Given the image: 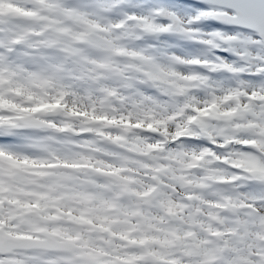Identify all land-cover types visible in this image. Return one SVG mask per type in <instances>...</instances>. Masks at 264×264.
<instances>
[{"label": "snow or ice", "instance_id": "snow-or-ice-1", "mask_svg": "<svg viewBox=\"0 0 264 264\" xmlns=\"http://www.w3.org/2000/svg\"><path fill=\"white\" fill-rule=\"evenodd\" d=\"M44 2L45 0H40V3ZM45 7L49 11L55 12L58 19L66 18L68 21L86 25L84 31L97 27L79 8L61 4L59 0H48ZM215 12L225 15L221 17L209 15ZM138 15L143 19L151 18L154 22L146 25L147 31L141 35V39L146 36L154 37L157 40L165 37L177 38L198 46L197 51L190 52L185 56L171 54V62H178L190 69L189 72L181 75V79L204 84L210 79L205 73L224 71L236 77L240 85L236 89H221L222 94L219 97L212 94L203 108L192 100H185L182 105L177 103L173 107V112L184 113L182 123L185 130L177 132L179 139L205 141L211 145V147L199 149H186L181 144L176 149L178 158L188 168H191L198 159H203V164L196 173L198 182L194 188H188L185 191L192 195L203 196L204 192L213 186V180L229 176L234 185L253 183L264 188V157L256 152L257 148L264 151V79L259 81L239 79L242 75L264 77V0H166V3L149 7L147 14L126 13L124 19L118 22L117 27L119 28L121 24L127 22H136ZM216 19L221 20L226 27L222 29L221 24L212 23ZM36 35L39 37L36 41L37 44L43 46L63 45L62 50L68 51L72 56H77L79 47L73 45L75 41L83 38L84 32L72 31L71 25L61 20L59 24L53 26L50 33H37ZM22 42H25L24 37L14 40L13 45H20ZM253 48L257 50L255 54L252 52ZM112 50L117 54H121L123 51L116 46H112ZM125 54L143 61L141 67L145 69L147 79L157 85H161L158 81L164 77L175 75L171 72H162L160 66L156 64L155 58L146 52L131 51ZM253 55H255V64L250 67L254 66L256 71L246 70L244 66H238L233 61V57H239L241 65L248 64ZM99 67L105 68L107 65L101 64ZM21 68L22 66L7 65L0 57V80L4 78V73L11 77ZM57 71L58 69L45 68L30 72L25 76L26 80L39 84L45 91L51 89L55 93L51 99L40 96V102L47 100L55 106L67 100L70 93L58 77ZM103 91L107 96L117 95L114 89L105 88ZM161 94L186 96L187 92L184 87H178L174 91L162 87ZM3 99V96H0V204L7 199L9 203L19 205L21 209L31 210L33 203L39 209L41 205L38 201L26 202L19 195L21 187L19 181L22 179L21 163L28 164L33 161L26 154L17 151L20 147L17 141L27 139L33 143H46L55 139L57 135H70V117L75 113L69 109L66 119L58 122L54 117L41 118L39 115L41 109L33 107L32 112L35 115L5 119L11 114L3 111ZM28 99L31 101L32 96L29 95ZM158 103L156 102V104ZM141 115L145 119L149 117V113L136 109L130 113L128 119L139 120ZM156 115V112L151 113L153 118ZM160 115H167V113H160ZM209 116L214 117L216 122L212 123L207 118ZM114 122L109 121V123ZM136 127L138 129L140 125L137 124ZM149 128L151 129V124H149ZM36 129L50 131L53 135L40 140L26 135ZM127 131L128 129L125 127L124 132ZM185 132L189 135L186 136ZM233 145H244L249 150L234 149ZM217 148L220 151H217ZM220 157H231L236 161L232 172L226 173L223 168L217 167L219 160L214 158ZM225 163L227 164L228 161L226 160ZM49 166L53 167L54 165ZM127 187V185L116 184L113 188L112 198L106 201L107 206L116 209L117 215L121 210L120 202L116 197L120 195L121 189L126 191ZM203 198L209 200L207 211L209 212L210 234L214 231L213 222H217L218 217L226 212H234L237 216L242 214L236 209L232 195L223 189L213 192L210 198L206 196ZM262 199L264 198L249 197L247 199L246 203L251 207L243 211V215L247 219L239 222L233 228L236 235L249 233L251 231L250 222L253 224L258 222L264 226V216H257L252 212V209L259 211L257 206ZM195 207L197 211L203 209L202 204L195 205ZM167 211L172 212L171 203L168 204ZM132 214L137 215L135 211ZM46 219H55V217H46ZM189 219H199L192 215V208H189ZM214 235L217 239L211 243L215 245L219 243L220 234L216 232ZM75 239L80 241L81 246L88 243L82 233L76 234ZM144 251L146 250H141L142 253ZM217 257L223 258L218 247L205 249L202 264H216ZM0 264H103V262L99 259L98 254L81 252L80 248L73 243V235L61 233L55 225L35 224L31 229H18L13 233L5 226L4 217L0 216ZM125 264H133V260L126 259ZM136 264H159V262L155 259L145 258L136 261ZM239 264H248V261L243 259Z\"/></svg>", "mask_w": 264, "mask_h": 264}, {"label": "rangeland", "instance_id": "rangeland-1", "mask_svg": "<svg viewBox=\"0 0 264 264\" xmlns=\"http://www.w3.org/2000/svg\"><path fill=\"white\" fill-rule=\"evenodd\" d=\"M47 2L48 0H45L44 3L46 4ZM59 2L62 4H66L64 0H59ZM41 4L42 3H40V0H0V9H7V11L9 9V11H11L14 17L12 23L15 25L11 26L12 30L10 27L11 31L8 32L6 30L5 20L1 18L0 15V57H2L4 59V62L9 66H22L21 70L13 74L11 77H9L7 73H4V78L0 80V96H3L4 98L2 101L4 105L3 111L11 114L10 117H5V119H18L22 116L35 115L32 112V108L36 107L41 109L39 113L41 118H43L42 113L45 110H48L52 112H58V115L55 117V119L63 121L67 117V111L69 109H72L75 113L74 116H76V119L78 118L79 121L75 123L70 122L69 130L72 131L75 128H84L82 131L78 132H87L83 135H86L87 137L85 138L88 139V141L80 140L79 143L76 142L77 145L74 147V152L80 153L79 151H82L80 155H83L81 156L83 159L87 156L90 157L89 154H91V152L89 150L99 149V154L97 152L95 153L99 157V159L109 161L112 165H114L113 161H116L115 167H111V169L114 170V173L118 171V168H122L124 166L129 167L130 163L132 161H135L133 164V174H135L136 171H142L145 172V174L152 176L158 171L160 172L159 177L170 176L171 173L172 179L177 178V176L180 174L179 176H182L184 179L183 186L178 181L177 188L173 185H166L164 187V193L167 199L169 198V201H174L175 205H181V202H179L175 198V192L180 191L179 189H183L185 187L187 176L186 174L189 171L195 170L196 166H193L195 162L192 164V169L190 170H170L169 163L162 162L160 160L162 156L158 157L159 155L157 153L160 152V149H148L146 139L134 133L142 131L145 124L148 125V131L163 130L169 123H175L179 128H184V124L182 123L184 113L181 111L173 112V107L177 104V101H179L182 96H171V98H169V95L160 93L162 100L158 101L159 103L156 104L154 109L142 110L144 113H149V117L147 119H145V117L141 115V118L139 120H129L128 117L130 113L140 108L134 105L131 99L126 94H124L126 89L129 88L127 86L129 84L124 80H121V84L116 85L114 81L120 80L121 77H126L127 81H136L138 83L141 82L138 78L140 76L146 77L145 69L141 67V64L144 62H129L127 58L130 56L125 53L131 51L146 52L151 57H154L156 59V64L160 66L162 72L175 73V75H168L161 81H158V83H160L163 88H175L177 87V84H180L186 89V92L204 91L206 93L205 99L199 102V105L201 106V108H203L206 101L210 98L211 91L215 96L219 97L222 94L221 89L237 88L236 84L232 82L230 74L224 71V73H221V75L224 76L225 81L223 83L222 80V86H220L219 88H217L216 86L210 88L211 80L214 77V74L211 72L205 73V75L209 76L210 79L204 84H199L194 81H185L180 78L184 73L176 72L175 66L186 68L188 67L186 65H181L178 62H171L170 56L172 53H175L177 56L188 55L190 52L197 51L198 46L188 42H184L182 47L183 52L171 50L166 52L161 59H157V57L155 56V50L157 47L148 44L152 41L151 37H145L144 42L141 41V44L137 42L131 43L130 40L123 39L122 34L114 37L113 29L120 31V29L117 27L118 23H114V21L112 20L111 23H107V25L105 26V21L99 19V17L102 15V12L97 7L93 8V11L96 15L95 19L93 21L89 20L90 22L95 23L97 27L93 29L94 32L90 36H88L87 31H84L86 29V25H82L81 23L72 25L66 18L58 19L54 12L47 11L46 9L44 10ZM100 6V8L106 7L110 10L117 9L120 12V15L118 16L125 17L126 13L121 0H103ZM136 13L141 14L143 13V11ZM61 20H63L64 23L70 24L72 31L77 33L84 32L83 38L81 40L75 41L73 45L79 47V54L77 56H72L68 51L62 50L63 48H60L59 45L43 46L36 43L37 39L39 38L36 35L37 33H50L53 26L59 24ZM136 20L140 22L146 21L147 23L149 20L151 22L153 21L151 18L143 19L140 15L137 16ZM20 37H24L25 42H22L20 45H13V41L19 39ZM60 46L63 47V45ZM112 46H116L119 49L123 50L122 53H115L112 50ZM53 52H56L59 55H51ZM149 63H151V61H149ZM101 64H106L107 67H99V65ZM45 68L50 70L58 69L57 75L62 80L67 91L70 93L65 102L56 104L55 106H53V104L49 103L47 100L44 102H40V96H46L51 99L55 95V93L51 89L45 91L39 84L32 83L25 79V76H27L28 73L37 70H43ZM136 71L139 72L136 74ZM73 82L79 85V87H74ZM105 88L114 89L117 92V95L107 96L103 91V89ZM29 95L32 96L31 101L28 99ZM164 100H168V103H164ZM134 106H136V109H134ZM152 112L157 113L154 118L151 116ZM164 112H166L167 115H160V113ZM80 119L90 120L92 122H95L96 125L91 130L85 129L88 127H84ZM109 121L115 122L109 123ZM137 124L140 125L138 129L136 127ZM149 124H151V129L149 128ZM125 127H127L128 129L127 132H124ZM180 131L182 130H178L177 132ZM72 134L76 135L77 133L72 132ZM91 134L97 135L96 137H93L91 136ZM163 134L167 135L166 132H164ZM26 135L31 136L36 140H40L43 137L52 135V132L42 129H36L32 132L27 133ZM123 136L126 137V140L122 139ZM82 138L83 137H80V139ZM111 139H113L112 142L106 141H111ZM169 139L171 140L172 138ZM130 142H133L132 146L130 145ZM17 143L20 145L17 151L26 154L34 163L31 166L25 168L24 172L21 171L22 184L20 186L22 187L21 189L25 194L24 196H22L19 193L20 198H22L23 200L26 199V202L37 201L38 198L42 197L41 195H39L40 190H42L46 194L51 193L50 196L55 199L57 198L56 200H58L59 197H56L57 193L59 192V190H57L58 183L54 185L55 183L53 182L57 180L58 176L55 177V175H51L55 174L57 171L62 172L65 169H72V171L74 172L75 170L73 169V164L59 163L56 168H53L55 167V165L51 167V170L49 172L39 173L41 175V179L39 182L40 187L38 186L36 189L32 188L35 184L32 182L31 177H29L28 172H37L35 164L39 161L46 162V150L55 151V149L58 147H60V150H68V148L62 147L61 144L54 139L51 141H47L46 143H33L30 140L21 139L17 141ZM113 144L118 145L119 147H121V149L137 152L138 154H133L132 157L126 158L124 156L125 153L123 154L122 151L115 150L116 148L113 146ZM82 147L84 149H82ZM84 150H86L84 152L86 153L85 155L83 154ZM63 152L65 153V155H69L68 152ZM149 152L150 154H153V156L146 158ZM117 153H119L118 155L120 156L117 158L123 163V165L121 162L117 163ZM139 153L142 156H140ZM164 154H167V152L165 151ZM56 156L58 160H61L59 154L56 153ZM179 160L180 159L177 157L176 163H174L176 168L177 165H184L183 162L180 164L177 163ZM65 165H67V167H65ZM91 176H93L92 173ZM127 176L128 175H126V177L123 176L122 184L127 185L128 182H130L128 186L133 187L134 182L133 180H131L132 178H127ZM134 181L135 183L140 184L138 180ZM51 183L52 186H55L54 188L50 186ZM59 183L63 184L62 180ZM158 187L156 188V190L158 189ZM139 189L140 188H138L135 193V195L137 194V196H139ZM155 191L148 197V210H150L151 216L153 215L155 218H158L159 221L161 220V222L156 223V226L160 227V234L163 233L165 235L167 245H169V239L171 235L177 233L173 229V225L176 221L179 220V216L176 214V212H173V208L172 212H168V205L164 207L156 206V208L154 209L150 208L151 204L153 203V199L155 198ZM100 193H103V189L100 190ZM83 197V195L82 197H78V200L81 204L86 196L84 198ZM182 204L184 206L185 202H183ZM103 206H106L105 210H111V212H108L105 215L103 213ZM82 207L83 206H81V208ZM101 207L102 210L99 212V220L104 219V224L108 225L115 222L113 229L118 227L122 228L125 224L126 229L130 230L131 232H137V225L128 217L127 212L122 215V218L126 223H122L123 220L121 222H118L116 220V217L114 216L116 213H114L115 208L109 207L107 206V204L102 205ZM70 208L71 207L61 206V203L56 204L53 200L50 209H48L49 214L47 217H55V219L41 220L39 216L40 222L36 221L34 223L32 221V209H21L19 205H17L16 207L13 206L12 209L7 208V217L9 213H15V217L12 221L16 224V227L10 231L15 233L18 229L28 230L31 229L35 224H41L48 226L55 225L57 229L63 227L70 233L78 231V233H82L83 235V232H85V230H88V225L85 221H83V225H80V222L78 223L79 217H76V213L71 212ZM190 208H192V204ZM129 210L135 212L138 211L136 210V207L134 205L128 207V211ZM144 210L145 209L141 207L140 212L144 214ZM57 212L58 214H56ZM161 212L163 213L164 217H160ZM184 213H189V210L187 212L184 211ZM82 214L88 216L87 211L82 212ZM173 214L174 217L171 218V223L169 224L167 220H169L170 216H172ZM90 220H92V217ZM28 222H30V224H28ZM92 222L94 224L101 223V221L97 220H92ZM180 223L184 231H192L194 229L192 228L191 219L187 220L186 218H183ZM95 226L96 225H94L93 227ZM142 227L143 229L147 228V225H145L144 223ZM151 230L152 228H147V231ZM213 233L215 232L213 231ZM130 239L131 240H124L123 238L119 237V240H117L120 244L118 250H120L121 252H128L130 247L129 243H132L130 241L134 240L132 237H130ZM145 239V235H139L132 244L134 246H137L136 242L144 243L146 241ZM162 239L163 238L161 234L159 241H162ZM218 239L220 243L222 239ZM103 240L104 245L108 247L106 252L102 251L101 248L97 249L95 247V249L90 248L87 245L81 246L80 241L75 239V236H73V243H75L80 248L81 252L87 254H98L99 259L103 262V264H116L110 259V254H112V247L114 245L113 236H111V241L107 240V235H105V238ZM206 243L208 244L209 242H205L204 246L206 248L211 246L210 244L206 246ZM219 248L222 251L223 256L224 252H226L225 244L220 243ZM136 253L138 254L139 252L136 251ZM144 253H141L140 255L138 254V256L140 257L139 259L144 256ZM119 255V252L114 254V256ZM129 258V256L121 255L120 264H125V260ZM162 258V261H165L164 256ZM218 260L219 257L216 258V261Z\"/></svg>", "mask_w": 264, "mask_h": 264}, {"label": "flooded vegetation", "instance_id": "flooded-vegetation-1", "mask_svg": "<svg viewBox=\"0 0 264 264\" xmlns=\"http://www.w3.org/2000/svg\"><path fill=\"white\" fill-rule=\"evenodd\" d=\"M46 151H47V153L45 155H50V157L45 158V161H46L45 163H47L49 165H57V166L59 165V163L73 164L74 165L73 169L75 171L73 172L72 169H65L62 172L61 171L58 172L56 170L57 172L55 174H52L51 176H54V175H55V177L58 176L57 177L58 181L56 180L53 182L55 183L54 185H56L58 183L57 190H59V192L57 193L56 197H59V198H58V200H56L57 198L55 199L52 196H50V194H47L48 195L47 200H44L43 197L37 199V201L39 202L40 205L48 204L51 206V203L54 200V202L56 204L61 203V206L64 205L65 207H69V206L72 207V208H70V211L76 213V217L77 216L79 217L78 223L80 222V225H83V221H85L86 224L88 225V227H87L88 230H85V232H83V237H84V239H86L88 241V243H86L84 245H87L90 248H95V247L97 249L101 248L102 251L106 252L108 247L104 245L103 239L105 238V235H107V240L111 241V236H113V238H114L113 244L114 245L112 247V252H111L112 254H110L111 255L110 259L112 261H114V263H116V264L121 263L120 262L121 255L129 256L133 260V264H136V261H139V260H142L145 258L158 259L156 261H158L159 264H164L165 261H162V259H163L162 257L164 256V259L165 260L167 259L168 250H170L172 248L171 239L169 240V245H167L165 235L163 233H161L163 239H162V241H159L160 237H161V234H160L161 230H160L159 226H156V223H158L160 221L158 218H155L153 215L151 216V214L148 210L149 208H148V197H147L148 196V191H147L148 189L147 188H148L149 182L147 180L148 179L147 174H145V172H142V171H140V172L136 171V173L134 172L135 174H133V168L134 167H131V163L134 164L135 161H132L130 163L129 167L127 166L128 168L126 166H124L122 168H118V171L116 173H114V170H112L111 167L112 166L115 167L116 161H113L114 165H112L109 161H106L104 159H99V157L95 154L96 152L99 154V151H97V150H89L91 152V154H89L90 157L87 156L83 159L81 157L83 155H80V153L82 151H79L80 153H76L73 150H55L56 153L59 154V157L61 158V160L57 159L55 151H48V150H46ZM63 151L68 152L69 155L68 156L65 155V153ZM85 151L86 150L83 151L84 155L86 154V153H84ZM118 151H122L123 154L125 153L124 156L126 158L132 157L133 154H138L137 152H132L130 150H124V149H119ZM62 153H63V156H62ZM140 156H142V155L140 154ZM117 157H120V156L118 154L116 156L117 163L121 162L118 160ZM95 158H97L98 162H100V161L103 162L105 164V166L107 167V169L103 170V171H99L98 169H96L95 166L93 165V161ZM38 163H43V162L39 161L35 165L37 166ZM30 164H34V163H30ZM49 165H48L49 168L46 171H44V173L49 172L51 170V167ZM122 165H123V163H122ZM53 168H56V167H53ZM40 173H43V172H40ZM91 173L93 174V176H91ZM125 174L128 175L127 178L128 177L130 179L132 178L131 180H133L134 186L133 187L128 186L130 183V182H128L127 190L124 191L121 189L120 195L118 197H116L120 202L119 207H120L121 211H120V214L117 215L115 213L116 209H114V213H115L114 216L116 217V220L118 222H121L123 220L122 215L127 212L128 217L131 220H133V222H135V224L137 225V229H138L137 232H134V231L131 232L130 230L126 229L125 224H124V227H122V228L118 227V228L113 229L115 222L106 225V224H104V221H105L104 219L99 220V217H100L99 212L102 210L101 206L105 205L106 201L112 198L113 188H115L116 184L123 185L122 180H123V176L126 177ZM32 175H35L37 178V181L40 182L41 175L39 173H32L31 176ZM60 179L62 180L63 184L59 183V182H61ZM155 179H157V177L154 178L153 181L150 182V184L154 185V186L156 185L158 187V183L156 182ZM134 180H138L140 182V184L135 183ZM19 182H21V180ZM54 185L52 186V183H51L50 186L52 188H54L55 187ZM38 186L40 187V184H38L35 187V189ZM43 187H44V185H43ZM69 187H72V188L70 189V191H68L69 193L67 194L66 191ZM138 188H140L139 189V191H140L139 196H137V194L135 195ZM41 189H42V186H41ZM101 189H103V193H100ZM40 192L45 193L42 190H40ZM82 195L84 197L85 196L86 197L85 198L83 197L84 199H83V202L81 204L80 201L78 200V197H82ZM129 195H131V196H129ZM24 200L26 201V199H24ZM187 202H189L191 204L190 200H188V199H187ZM0 205H16V203H9V201L5 199L4 202ZM131 205H134L136 207V210H138V211H136L137 215H133L132 214L133 211H131V210L128 211V207H130ZM178 205H176V206H178ZM81 206H83V207L81 208ZM141 207L143 209H145L144 214L140 212ZM179 207H180V205H179ZM105 209H106V206L105 207L103 206V213L105 215L108 212H111V210H105ZM85 211H87V214L89 217L87 215L82 214V212H85ZM180 214H181L180 216H179V213L177 214L179 216V220L176 221L175 224L173 225V229L177 233L182 229L180 222L184 218L183 215L185 213L180 212ZM173 215L170 216V221H171V218L174 217ZM195 216L198 217L199 219L192 220L191 224H192V228H195V232H192V231L191 232H192L193 236H196L197 232H200L203 235V236H200L201 238H199V236L196 237V241L198 242V239L200 241V242H198L200 244V247L203 246L204 250L205 249H211L213 247L219 248L220 247L219 243L215 244V245L213 243H211V241L217 239V237L214 235V233H211V234L209 233V226H210L209 225V214L199 213V214H196ZM91 217H92V220L101 221V223L94 224L92 222V220H90ZM186 219L188 220L189 218H186ZM220 220H221V217H218L217 222H213L212 227H213L215 233H216V228H217ZM122 223H126V222H124V220H123ZM144 223H145V225H147L148 229L152 228V230L147 231V228L143 229L142 226ZM177 223H178V227H176ZM94 225H96V226L93 227ZM59 231L61 233H65V234H72V235L78 234V231L70 233L69 231H67L63 227H61L59 229ZM139 235H145L146 241L144 243L136 242L137 246L135 245L134 247H132L133 241L135 239H137V237ZM153 235H154V237L157 238V241L152 238ZM226 235H227V233L226 234L223 233L219 236V238L222 239V241L220 240L221 244L222 243L225 244L223 236H226ZM119 237L123 238L124 240H131L130 237H132L134 239L133 241H130L132 243H129L130 247H129L128 252H125V251L121 252L120 250H118L117 245H120V244L118 243L117 240H119ZM151 241H153V242H151ZM205 242H209L208 244H210L211 246L206 248L204 246ZM208 244L206 243V246ZM93 245H94V247H93ZM141 246H143V248H141ZM225 246H226V244H225ZM141 250H146V251H145V253L143 252L144 256L141 259H139L140 257L138 256V254L140 255L142 253ZM136 251L139 253L137 254ZM155 251H156V255H152V253H154ZM117 252H119L120 255L114 256V254ZM221 256H222V251H221ZM123 260H125V259H123ZM221 261H222V258L219 257V260L216 261V264H221Z\"/></svg>", "mask_w": 264, "mask_h": 264}, {"label": "clouds", "instance_id": "clouds-1", "mask_svg": "<svg viewBox=\"0 0 264 264\" xmlns=\"http://www.w3.org/2000/svg\"><path fill=\"white\" fill-rule=\"evenodd\" d=\"M144 14L148 13V8L143 10ZM113 21L118 23L124 19V17L113 15ZM121 33L119 30L113 29V36H119ZM256 49L253 48V54L256 53ZM51 55L58 56L59 54L53 52ZM233 61L238 64V66H244L246 70L256 71L257 69L250 65L255 64V55H253L248 64L241 65V61L239 57H233ZM175 71L178 73H187L190 71L189 68L175 66ZM139 81H127L126 77H121L120 80L114 81L116 85L121 84V80H124L129 85H131L128 89H126L125 93L132 101L134 105H136L141 110L143 109H154L156 106V102L161 101L162 97L160 95L162 91V86L157 85L147 79V77L140 76ZM242 80H256L259 81L264 79V77H252L248 75H242L239 77ZM74 87H79V85L73 82ZM178 87H183L180 84H177L175 88H168L169 91H174ZM206 93L204 91L200 92H187L186 96H182L177 103L183 104L185 100H192L194 103H198L205 99ZM152 99L149 100L148 98ZM171 98V96H169ZM164 103H168V100H164ZM47 117V116H45ZM55 118V117H54ZM178 130L184 131L185 128H179L175 123H169L167 127L163 130L156 131H148V125L145 124L142 131H138L136 135L141 136L147 141V148L150 150H154L156 148L160 149L158 155H163L166 152L171 153L175 151L181 144L186 149L192 148H201V147H211L205 141H191L189 139H176V133ZM166 132L167 135L163 133ZM169 138H172L171 140ZM234 149H244L248 151L249 149L244 145H233ZM220 151L219 148L216 149ZM256 152L264 157V151H260L258 148ZM218 159L219 163L217 167L223 168L226 173H230L234 170L233 165L236 163L235 160H232L231 157H220L214 158ZM228 161L226 164L225 161ZM228 183L223 184H215L208 191L209 193H213L218 189H223L229 192L232 195L233 200L235 202V206L238 211H241V216L243 215V211L247 208H250L251 205L246 203L249 197H260L264 198V188H261L258 185L253 183H246L243 185L232 184L231 177H228ZM185 189L177 191L175 193V198L177 200L182 199L184 196ZM258 209H252V212L257 216H264V199L258 204ZM228 230L227 226L226 229ZM191 233V234H189ZM197 236H202L200 232L196 233V236H193L191 231H184L181 229L178 233L171 235V242L173 247L168 250L167 259L164 264H202L203 260V251L204 249L200 247V244L196 241ZM229 250L224 252L223 260L221 264H238L239 259L242 257L248 261V264H264V228H260L258 232L250 231L244 235H235L234 237L229 238ZM120 245H117L119 247ZM235 249V251H233Z\"/></svg>", "mask_w": 264, "mask_h": 264}, {"label": "trees", "instance_id": "trees-1", "mask_svg": "<svg viewBox=\"0 0 264 264\" xmlns=\"http://www.w3.org/2000/svg\"><path fill=\"white\" fill-rule=\"evenodd\" d=\"M66 4L64 5H69V6H72V7H76V8H79L81 10L82 13L86 14L88 19L89 20H94L96 15L93 11V8L94 7H97L99 8V10H101L102 12V15L99 17V19L105 21V26L107 25V23H111V21L113 20V15L115 14L116 16H118L119 12L117 10H109L107 9L106 7L105 8H100V4L102 3L103 0H92L91 2L90 1H87V0H64ZM161 3H166V0H122V4L124 6V9H125V13H130V12H142L145 8H149L153 5H156V4H161ZM62 4V3H61ZM44 8V10L46 9L47 11H49L46 7H45V3L41 4ZM55 13V12H54ZM211 14V13H210ZM209 14V15H210ZM0 15H1V18H3L5 20V25H6V30L8 32H10L12 30V27L11 26H15L12 22H13V15L11 13V11H7V9H0ZM72 25H76V24H79V22H72V21H69ZM116 23V22H114ZM154 22H151L148 23L145 21V22H140L138 20H136V22H127L126 24H124L122 27H121V34H122V37L123 39L125 40H130V42L134 39H138V40H141L142 42H144V39H141V35L147 31L146 29V25H149V24H153ZM10 27H11V30H10ZM224 27H222L223 29ZM177 30H181V29H177ZM208 31H210V29H208ZM147 37V36H146ZM150 38V37H148ZM152 41L154 42V47H157L156 50H155V56L157 57V59H161L162 56L168 52V51H171V50H176V51H179V52H183L182 51V47H183V43L184 42H187L185 40H181V39H177V38H168V37H165V38H161L160 40H157L156 38L154 37H151ZM60 48H63L62 46L59 45ZM226 55V54H224ZM243 55V54H242ZM156 61V59H155ZM139 71H136V74L138 73ZM214 74V77L212 78L211 80V85H210V88H212L213 86H216L217 88H219L220 86H222V80H223V83L225 81V78L224 76L221 75V73H224L223 71H216V72H211ZM231 77V80L233 83L236 84L237 88L240 87L239 85V82H238V79L232 75H230ZM211 94H214L212 91L210 92V96ZM257 111H259L257 109ZM209 120L212 121V123H215L216 120L214 117H207ZM185 135H189V133L185 132ZM133 142H130V145L132 146ZM177 154H176V150L171 152V153H168L167 154H163L162 157H161V161L162 162H168L169 163V166H170V170H173V169H176V166L174 163H176V159H177ZM180 161V162H179ZM177 163H182L181 160H179ZM184 164V163H183ZM203 164V159H198L197 160V163L195 164V170L194 171H191V172H188V175L186 177V185L183 189H188V188H194L195 187V184L198 182V178H197V171L201 168ZM26 165V164H25ZM93 165L95 166L96 169H98L99 171H103V170H106L107 167L105 166V164L103 162H98L97 161V158L94 159L93 161ZM183 166V165H181ZM131 167H133V163H131ZM21 170H24V168H21ZM176 177V176H175ZM157 183L159 184V187L158 189L155 191V198L153 200V203L151 204L150 208H156V206H166L168 205L169 203H171L172 205V208L174 209L173 212H176L177 214L179 213V216L181 215L180 212H183L182 208L178 206H176L174 203V201H169V198L167 199L165 193H164V187L166 185H173L174 187L177 188V182H176V178H171V173H170V176H165V177H157L156 179ZM230 182L228 178H225V177H219L218 179H215L212 181V184L215 185V184H223V183H228ZM20 183V182H19ZM21 185V183H20ZM22 187H20V194L22 196H24L25 193H23ZM72 187H69L66 191V193L68 194ZM179 190H182V189H179ZM39 194H41V196L43 197L44 200H47L48 198V195L43 193V192H40ZM184 196L187 197L188 200H190L191 204H192V215H195V213L199 214V213H205V214H209V212L207 211L208 207H209V200L207 199H204L203 197L206 196V197H211L212 196V193L210 194L209 191H206L204 192L203 196L199 195V194H196V195H192L190 194L189 192L187 191H184ZM203 205V209L200 210V211H197L196 210V207L195 205ZM17 205H14V207H16ZM64 206V205H63ZM0 216H3L5 217V226L9 229V230H12L16 227V224L11 222L10 218L7 217V207L5 205L3 206H0ZM50 205L48 204H45V205H41V207L39 208L40 210V219H46V217L48 216L49 212H48V209H50ZM65 207V206H64ZM70 207V206H69ZM236 207V206H235ZM237 209V207H236ZM223 211V210H222ZM13 216L15 217V213H13ZM184 218H189V213H185L183 215ZM221 217V220L220 222L218 223V226L216 228V232H218L220 235L223 234V233H227L226 236H223L224 238V242L226 244V251L229 250V238L230 237H234L236 234L233 233L232 231V228L234 227L235 223L238 224L239 222L247 219V217H244V216H237L235 215L234 212H226V214L220 216ZM153 218V217H152ZM222 221V222H221ZM27 224V223H26ZM28 224H30V222H28ZM226 226L228 228V230H225L226 229ZM176 227H178V223L176 224ZM156 228V227H155ZM260 228H264V226H261L258 222L256 223H251L250 222V230L251 231H254V232H258V230ZM195 228L192 230V232H195L194 231ZM245 233H241L240 235H244ZM219 235V236H220ZM153 239H155L157 241V238L152 237ZM199 238H201L199 236ZM198 242L199 239H198ZM220 245V243H219ZM203 248V246H202ZM233 251H235V249H233ZM204 254V251L203 253ZM152 255H156V251L154 253H152ZM224 258V257H223ZM222 258V260H223ZM243 258L241 257L238 261V264L240 261H242Z\"/></svg>", "mask_w": 264, "mask_h": 264}, {"label": "water", "instance_id": "water-1", "mask_svg": "<svg viewBox=\"0 0 264 264\" xmlns=\"http://www.w3.org/2000/svg\"><path fill=\"white\" fill-rule=\"evenodd\" d=\"M223 15H225V14H222V13H219V12H215V13L212 14V16H215V17H221V16H223ZM213 22H214V23H217V24H221L222 26H225V27H226V25H224V24L222 23V21L219 20V19L213 20ZM93 32H94L93 29L88 30V31H87V35L90 36ZM129 60H130V61H141V60H139L137 57H130ZM111 98H112V97H111ZM56 115H57V112H48V113H45V114H44V117H45V116H47V117H55ZM72 119H75V117L72 116ZM157 174L160 175L159 172H157ZM173 216H174V215H173ZM172 247H173V244H172Z\"/></svg>", "mask_w": 264, "mask_h": 264}]
</instances>
